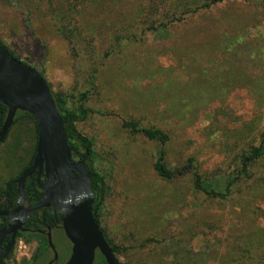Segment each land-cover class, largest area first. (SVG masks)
Segmentation results:
<instances>
[{
  "label": "rangeland",
  "instance_id": "374dc122",
  "mask_svg": "<svg viewBox=\"0 0 264 264\" xmlns=\"http://www.w3.org/2000/svg\"><path fill=\"white\" fill-rule=\"evenodd\" d=\"M0 41L86 111L75 126L109 186L100 225L121 264H264V160L226 201L194 187L197 173L224 193L264 138V0H0ZM35 147L20 120L0 146V183ZM160 151L170 180L153 168Z\"/></svg>",
  "mask_w": 264,
  "mask_h": 264
},
{
  "label": "water",
  "instance_id": "95a60500",
  "mask_svg": "<svg viewBox=\"0 0 264 264\" xmlns=\"http://www.w3.org/2000/svg\"><path fill=\"white\" fill-rule=\"evenodd\" d=\"M0 104L7 115L0 128V145L7 137L18 112L30 115L36 124L37 144L32 165L17 180L18 192L35 170L44 169L49 179L41 186L45 196L34 209L44 206L53 190L61 209L62 228L71 244L66 264H94L98 252L106 264H120L112 253L93 216L94 192L84 159L74 161L70 144L47 81L42 75L11 56L0 43ZM41 185V184H40ZM49 244L52 247L50 240Z\"/></svg>",
  "mask_w": 264,
  "mask_h": 264
},
{
  "label": "flooded vegetation",
  "instance_id": "af4514ba",
  "mask_svg": "<svg viewBox=\"0 0 264 264\" xmlns=\"http://www.w3.org/2000/svg\"><path fill=\"white\" fill-rule=\"evenodd\" d=\"M31 165L0 183V264L13 263L18 248L27 250L29 255L16 264H66L71 244L62 228L63 216L55 192L50 191L48 196L52 199L44 201L43 207L34 209L45 196L41 186L49 185L44 169L27 176L22 195L18 192L17 180Z\"/></svg>",
  "mask_w": 264,
  "mask_h": 264
},
{
  "label": "trees",
  "instance_id": "16d2710c",
  "mask_svg": "<svg viewBox=\"0 0 264 264\" xmlns=\"http://www.w3.org/2000/svg\"><path fill=\"white\" fill-rule=\"evenodd\" d=\"M162 1H165V0H161V2ZM224 1H226V0H198L199 4L203 5V8H207V7H210L213 5H217V4H220ZM242 1L248 2L250 0H242ZM0 43H2V42L0 41ZM3 46L6 48V50L8 51V53L11 56H13L16 60L20 61L19 58L16 57L13 54V52L5 44H3ZM31 68H33V67H31ZM33 69H35V68H33ZM35 70L38 71L42 75V77L45 79L42 71H39L37 69H35ZM51 93H52V96L54 98L57 110H58L60 116L62 117V120L64 123L65 132H66V135H67V138H68V141L70 144L71 152H72V159L74 161L84 159L85 163L88 166L89 176H90V181H91V187H92V190L94 192L93 216H94V220H95L96 224L99 226L100 225V210H101L102 205L105 201V197L108 194L109 186L106 183L104 176H102L99 173V170L97 168V165H96L97 160H96L95 154L92 151V141L90 139L86 138L85 136H83L81 133H79V131L76 129V126H75L76 122L81 121L85 118V115H86L85 112L86 111L84 110L78 114L77 111H74L68 107L67 98L53 94L52 91H51ZM6 115H7L6 107L0 104V128L5 121ZM20 120H27V121H31L33 123L34 136H35L36 143H37L36 124L34 122V119L30 115H28L27 113L18 112L14 118V121H13L11 128L14 125H16ZM136 126H137V124H135V123H133V124L124 123L123 124L124 128L131 129V130H134L136 132H140L148 140L158 141L161 144H164L167 141V136L160 130H155V131L146 130V129L137 130ZM10 129L8 131V134L10 132ZM8 134H7V137H8ZM7 137L2 142V144L5 143ZM81 151H83L82 154L80 153ZM34 153H35V150H34ZM34 153L31 157L30 161L28 162V164L25 166V168H27L33 162L32 159H34L33 157H35ZM263 160H264V138H261V141L257 147H254L249 152L241 155L240 160L238 161V164H237L238 165V169H237L238 171H236L235 174H233V176L227 180L224 193L216 192L215 190L210 189V187L206 185V183L202 180L201 176H199L197 173H195V180H194L195 190L203 193L204 195H206L207 197H209L211 199L226 201L227 195L230 193V190L234 186H236V184L242 178H244V179L251 178V174H252L251 169L257 163L262 162ZM153 168H154L156 174L162 179L170 180L174 177V172L169 171L166 164H165L163 151L158 152V156H157L156 162L154 163ZM193 168L194 167H193L192 162L188 161V165L186 167H184L183 169H181L180 171H177L176 174L180 175L187 170H191V169L193 170ZM101 232H102L105 240L107 241L109 247L111 248L112 253L114 254V256L117 259V255L121 253V249L118 246H116L108 238V236L106 235L105 231L102 228H101ZM94 264H106L103 257L98 252L95 255Z\"/></svg>",
  "mask_w": 264,
  "mask_h": 264
}]
</instances>
